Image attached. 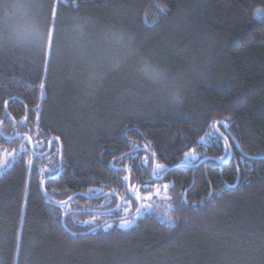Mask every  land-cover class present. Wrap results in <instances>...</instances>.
I'll list each match as a JSON object with an SVG mask.
<instances>
[{
  "label": "trees",
  "instance_id": "obj_1",
  "mask_svg": "<svg viewBox=\"0 0 264 264\" xmlns=\"http://www.w3.org/2000/svg\"><path fill=\"white\" fill-rule=\"evenodd\" d=\"M25 2L35 27L22 44L8 38L12 21L0 10V155L30 149L9 141L18 132L43 142L34 150L44 154L58 137L63 170L46 192L77 198L57 207L42 190L50 177L38 169L60 172L58 143L30 168L28 156L10 163L0 174V264H264V0ZM215 121L228 125L218 127L230 145L223 161L222 141L197 143ZM192 148L201 159L185 163ZM157 162L168 168L161 182L150 175ZM128 174L141 194L158 184L172 197L174 226L148 215L130 231L88 233L107 218L80 212L126 197L115 219L136 213ZM108 193L119 198L83 197ZM69 211L73 234L62 223Z\"/></svg>",
  "mask_w": 264,
  "mask_h": 264
},
{
  "label": "snow or ice",
  "instance_id": "obj_2",
  "mask_svg": "<svg viewBox=\"0 0 264 264\" xmlns=\"http://www.w3.org/2000/svg\"><path fill=\"white\" fill-rule=\"evenodd\" d=\"M56 9L53 8L52 11V21H51V25L49 27V35H48V42L47 45L45 47L44 53L46 55H52L53 54V49H52V45H53V35L55 32V19H56ZM41 88L44 87L43 84H41L40 86ZM24 120H27V117L25 116L23 118ZM223 124L224 128H227L228 125L227 123L223 122V121H215L213 122L212 125H210V127L212 129H214L213 131H209L207 133H205V135L203 137H200V139L197 141V143H199L201 146H204L205 143H209V144H213L217 141H222V147L224 148L226 155L225 156H221L220 160L223 161L227 158V151L230 148V145L228 143V137L224 136L223 133L219 132L217 129L218 125ZM25 127H27V125H24ZM23 137L24 140L27 142V145H32L33 142V137L31 135H29L26 132H18L16 138H20ZM125 139H128L127 135L125 134ZM8 139H12L11 137H9ZM59 138L57 137V140ZM40 148L43 149L44 148V143L37 140L35 142V145H33V150L31 151V155L29 154V147L26 145H21L19 151L13 149L11 152L7 153V159H4L2 161H0V168L2 167H8L10 163H14L15 161H17L18 159H23L24 156H28L27 159V165L29 166V168L32 166V156H37L38 159H45V154L41 151L40 153H37L34 148ZM147 145L143 146V150H147ZM140 147L136 146L134 149V152L131 153H126L123 157L119 158V159H126L129 156H133L134 157V153H138L140 151ZM152 157H155V153H151ZM118 158H114V160H116ZM201 159V157H199L196 153V149L192 148L190 152H186L185 153V163L189 162V161H195V160H199ZM141 163L144 165L145 170H148L149 167V158L148 156H145L144 159L141 161ZM117 171L123 172V171H130V169L125 166L124 169H116ZM168 170L167 166L161 163H155L154 166L151 167V171H150V175L154 178V179H159L161 173L166 172ZM38 171L43 174V173H48L49 177L52 179H55V175L54 173L59 171L58 169H38ZM124 181L127 182L129 177L128 176H124L123 177ZM43 178H41L40 183L42 184ZM145 187V192L146 194H141L139 188L133 186L131 187L130 191L128 192V196H132L135 201L140 202L139 206L136 207L135 212L138 214L137 218L140 215H147V214H154L157 213V209L154 208L152 203H149L148 201H151L153 199V196L156 197H161V186L160 185H155L154 186V191L149 188L148 186H144ZM169 185L168 184H164L163 185V190L166 192L169 189ZM113 195H115V193H113ZM163 199H167V200H171L172 197L171 196H163L161 197ZM69 199H71V197H69ZM120 199L124 200V203L126 205H131L132 201L127 199L126 197H121ZM66 202H60L57 207H64ZM181 203H187L186 200H182ZM205 203V201H200V204L203 205ZM117 207H119V205H117ZM169 211L168 212H163V213H159L160 217H161V223H165L168 224L170 226H174L175 224V220L172 217V215L170 214L171 211H177L179 210L176 206L174 205H168L167 206ZM129 209L125 208L124 211L127 212ZM65 215H71V213H65ZM135 219L133 220H122L119 222V228L121 229H131L135 226ZM87 224H94L96 223V218L95 216L92 217V219L90 221L85 222ZM105 228H111L112 225L106 224L104 225Z\"/></svg>",
  "mask_w": 264,
  "mask_h": 264
},
{
  "label": "clouds",
  "instance_id": "obj_3",
  "mask_svg": "<svg viewBox=\"0 0 264 264\" xmlns=\"http://www.w3.org/2000/svg\"><path fill=\"white\" fill-rule=\"evenodd\" d=\"M6 19L11 18L8 29V38L17 44H22L34 31V23L28 15V7L25 0H8L2 6Z\"/></svg>",
  "mask_w": 264,
  "mask_h": 264
},
{
  "label": "water",
  "instance_id": "obj_4",
  "mask_svg": "<svg viewBox=\"0 0 264 264\" xmlns=\"http://www.w3.org/2000/svg\"><path fill=\"white\" fill-rule=\"evenodd\" d=\"M218 127H219V125L217 126V130H218ZM17 139H24V138H23V137H20V138H16V137H14V138H12V139H9V141H11V140H17ZM54 143H58V144H59V148H60V172H59L58 176L55 177V179H57V178L61 175L62 170H63V149H62V143H61V141H60L59 139L57 140L56 138H54V139H52V140L49 142V149H48V151L45 153V157H47L48 155L51 154ZM33 145H34V143L32 142V145H30V149H31V151L33 150ZM231 157H232V152H231ZM0 161H1V156H0ZM201 163H204V162H201ZM1 172H2V168H0V174H1ZM128 177H129V179H128V184H129V190H130V189H131V177H130V174H128ZM55 179L50 178V179H48V180H45V181L43 182V184H42V190H43L45 196H46V197H47L52 203L58 205L60 202H58V201H56V200H54V199H51V198L47 195V192H46V185H47V183H48L49 181H51V180H55ZM163 179H164V178H162V179H156V180H157L158 182H161ZM110 196H116V195H113V193H108V194L101 195V196L96 197V198H91V197H89V196H83V197H87V198L90 199V200H98V199H105V198L110 197ZM116 197H118V196H116ZM76 198H77V196H74V197H72L71 199H69L68 201H66L65 206L69 205V204H70L73 200H75ZM118 198H119V197H118ZM118 205H119V207H116L115 209L110 210V211H106V212H100V211H85V212H80V213H84V214H95V215H101V214L109 215V214L115 213V212H117L118 210L121 209V207H122V199H120V198H119V204H118ZM67 213H71V215H73V214H75L76 212L70 211V212H67ZM137 215H138V214L135 213L134 215L129 216V217H126V218H120V219L109 220V221L106 222V224L116 223V222H120V221H122V220H129V219H132L133 217H135V216H137ZM69 216H70V215H64L63 220H62V223H63L64 228H65L69 233L73 234L69 229L66 228V219H67V217H69ZM104 225H105V223H104L103 225H101L100 227L91 230V231L88 232V233L96 232V231H98V230L104 228Z\"/></svg>",
  "mask_w": 264,
  "mask_h": 264
},
{
  "label": "rangeland",
  "instance_id": "obj_5",
  "mask_svg": "<svg viewBox=\"0 0 264 264\" xmlns=\"http://www.w3.org/2000/svg\"><path fill=\"white\" fill-rule=\"evenodd\" d=\"M255 18L258 19V20H262L263 19V15H262V13H261L260 10H257L255 12ZM218 131H219V128H218ZM1 161H2V157H1ZM8 169H10V168L9 167H2V170H4V172H6ZM165 195H166L165 193H161V197H163ZM161 197L153 196V199L151 201H148L149 203H152L153 204L154 208L157 209V213L147 214V215H140L138 218L135 217L136 218L135 219V226L133 228H135L136 226H138L139 222L142 219H144L145 217H147L148 215H154V216H157V217L161 218L160 215H159V213H163V212H168L169 211V209L167 207L168 206V200L167 199H163ZM133 219H129V220H133ZM90 220H91V218H89L87 221H90ZM96 220H97V218H96ZM112 227H114L115 229L124 230V231H130V230L133 229V228L127 229V230L126 229H121V228H119V222L116 223V224H113Z\"/></svg>",
  "mask_w": 264,
  "mask_h": 264
},
{
  "label": "flooded vegetation",
  "instance_id": "obj_6",
  "mask_svg": "<svg viewBox=\"0 0 264 264\" xmlns=\"http://www.w3.org/2000/svg\"><path fill=\"white\" fill-rule=\"evenodd\" d=\"M122 205H123V202H122ZM122 208V207H121ZM111 210H113V209H111ZM110 211V210H109ZM115 214L116 213H114V214H110V215H103L104 217H106L107 218V220L106 221H108V220H110V219H115V218H117V217H115ZM132 216V215H131ZM126 217H129V215L128 216H125V217H118V218H126Z\"/></svg>",
  "mask_w": 264,
  "mask_h": 264
},
{
  "label": "bare ground",
  "instance_id": "obj_7",
  "mask_svg": "<svg viewBox=\"0 0 264 264\" xmlns=\"http://www.w3.org/2000/svg\"><path fill=\"white\" fill-rule=\"evenodd\" d=\"M49 156V155H48ZM46 158V157H45Z\"/></svg>",
  "mask_w": 264,
  "mask_h": 264
}]
</instances>
